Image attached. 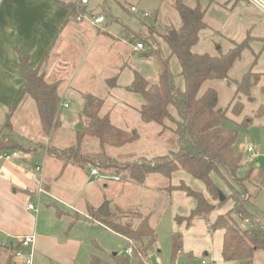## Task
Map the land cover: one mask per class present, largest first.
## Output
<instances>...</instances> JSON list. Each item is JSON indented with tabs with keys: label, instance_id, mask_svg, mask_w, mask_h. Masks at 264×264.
I'll list each match as a JSON object with an SVG mask.
<instances>
[{
	"label": "crops",
	"instance_id": "1",
	"mask_svg": "<svg viewBox=\"0 0 264 264\" xmlns=\"http://www.w3.org/2000/svg\"><path fill=\"white\" fill-rule=\"evenodd\" d=\"M108 1L101 0L99 2V0H96L92 2L89 0V4L82 7L81 10L87 16H104V22L93 26L89 19L82 21L75 19L77 0H0V121L3 118L6 121V118L10 116L11 127L8 131L13 128L11 120H13L14 114L21 112L24 105L31 99L33 102L32 111L34 116L37 117L36 126L39 128L41 136L44 135L38 119L35 101L30 96L23 94L25 81L21 75L17 55L19 50L27 54L29 68L38 69L46 82H59L61 97L59 119L64 108L63 104L67 103L66 99L74 98L78 100L80 103L79 113L83 115L84 106L88 104V100L93 96L94 98L100 97L102 100L103 106L100 108V114L109 116L111 122L117 127L132 131L126 127L128 125L133 127L140 121L143 126H150L153 123H145L140 119L138 109L143 100L139 94L127 91L126 87L132 82L134 72L141 74L149 84L158 82L159 72L155 65L149 64L138 57L137 54L140 51L136 49V44L140 41L136 42L134 39L138 32H135L130 26L115 17L110 7L106 9L109 15L104 12V7ZM112 1L119 5L126 1L129 2V0ZM171 1L173 5V0ZM189 1L192 3L191 6L196 3V0ZM199 2L202 7L206 8L203 17L205 27L198 32V41L192 46L193 52L209 55H219L221 52H226L233 47L232 45L239 43L234 41L233 38L238 37L240 31H242L244 37L242 41H247V46L243 50L244 52L248 49V62L244 71L256 74L257 82L251 89V98H241L243 103L242 117L252 116L255 109L264 103V13L246 0H199ZM132 6L135 5L130 4V10ZM213 8L221 9L228 15L237 9L241 13H248V16L243 15L244 22L240 25L234 23V17L227 18L228 15H226L227 30L222 32L218 30L221 23L219 24L214 16V13L219 12L216 9L213 10ZM136 10L137 8L134 11ZM157 12H155L156 15ZM150 15L147 14L148 17ZM131 33H133V36H130ZM233 65L231 68H233ZM231 68L226 78L214 82L210 81L206 87V89L211 87L217 91L218 107L219 90L217 86L220 82H225L227 85L234 84L233 94L230 93L229 98V104H232L237 82L240 78H231ZM245 72H242V75ZM113 77L116 78L115 85L110 86L108 80ZM177 87L183 89V78ZM228 107L230 105L226 108ZM33 119L35 118L33 117ZM114 120L117 121V124L114 123ZM253 122L256 126L264 127L260 118H254ZM3 124L1 125L0 122V132H3L1 130ZM159 127L157 125L156 127H147V129L161 134L163 132ZM132 132L136 131L133 130ZM3 133L9 134L8 132ZM253 147L254 151H258L261 145ZM32 152L35 151L16 152L15 156L0 159V246L3 247L0 261L5 262L9 253L8 250L12 249L10 264H21V260L18 263L13 254L14 250L20 246L17 237L34 235L32 257L34 250V254L38 257L37 261L44 260L45 264H74L79 246L75 236L67 234V232L62 233L63 230L60 227L55 232L50 227L42 228L38 223V219L36 221V218L33 217L34 214L37 215L42 195L53 199H57V196L51 192L52 185L45 182L44 161L42 160L40 166H36V168L40 167L38 173L31 167L30 156ZM234 152L238 153L237 151ZM243 155L245 157V154ZM257 155L255 153L254 156L257 157ZM71 164L68 163L64 166V163H61L60 173ZM261 165V162L253 164L252 160H248L250 175L244 183L249 199L248 209L255 217L258 211L264 213V170L261 169ZM75 166L80 168L78 165ZM93 167L104 173L109 171L98 166ZM238 170L240 172L242 169ZM245 170L247 171L246 168ZM244 171L242 174L246 172ZM112 174L114 175V173ZM114 176L116 177V175ZM149 176L153 179L154 175H147L144 183L147 184V181L150 180H147ZM212 178L214 180L215 176L213 175ZM167 179L169 184L163 187L162 183L160 187L166 188L170 199L171 237L174 234H181L182 236L178 256H188L190 254L192 258L196 254V259H202L199 256L201 254L206 256L209 261L219 259L220 264H225L221 256L224 232L221 229L211 231L209 225L217 215L231 209V203L227 208L223 206L220 207V210L216 208L207 220L195 219L190 226H186L185 223H177L175 221L176 217L187 216L195 208L196 200L185 192L170 187L174 188L184 183L192 190L202 193L207 199L210 200L211 197L201 181L183 170L174 171ZM214 182L217 184L216 180ZM150 184H147V189L151 191L150 186L152 185ZM153 190L158 189L154 187ZM29 197L35 198L36 203L28 201ZM29 204L32 205V209L28 207ZM57 213L60 215L59 212ZM94 213H97V211L93 210L92 215ZM150 215L151 213H148L145 217L149 220ZM88 216L91 217L89 214ZM91 219L112 234L125 238L105 226L95 216ZM245 222L247 223V220ZM59 236L62 237L61 240ZM60 241L66 243L59 245ZM127 241L130 243V240L127 239ZM66 246L71 248V256L53 250L56 247L64 249ZM29 250L31 249L24 248L26 252H29Z\"/></svg>",
	"mask_w": 264,
	"mask_h": 264
},
{
	"label": "trees",
	"instance_id": "2",
	"mask_svg": "<svg viewBox=\"0 0 264 264\" xmlns=\"http://www.w3.org/2000/svg\"><path fill=\"white\" fill-rule=\"evenodd\" d=\"M180 23L178 26H166L159 37L167 44L171 55H174L180 65V75L183 78V89L178 88L171 76L168 60H161L159 80L156 84H149L138 72H134L132 82L126 87L127 91L137 93L143 102L138 109L140 119L145 123H156L161 132L169 130L176 135L177 150L168 155L152 158L139 157L126 163L116 162L106 151V146L121 147L138 138L136 132L127 131L114 125L109 116L99 114L100 103L86 104L83 115L87 119L86 128L76 132V141L68 147H58L48 144L45 148L48 154L63 160L64 166L68 163L80 167L98 166L103 170H109L117 176L121 171H126L131 181L143 184L147 175L160 174L169 177L176 170H183L195 179L201 181L206 192L212 196L218 193V205L210 203L202 193L192 190L181 183L172 189L185 192L196 200V206L184 217H176L177 223H185L190 226L195 219L207 220L209 215L228 199L234 200V204L224 214H219L209 225L211 231L223 230V243L221 256L225 264H253L254 252L264 249V226L250 213L243 201H239L242 195L240 191L229 195L223 201L219 200V187L215 185L213 175L220 174L221 170L231 177H236V171L241 166L242 156L235 153L233 145L238 137L237 130L222 128L221 122L228 119V108L221 109L217 106L218 94L214 88L205 89L200 95L201 86L208 80H221L227 77L234 62L240 58L247 46V41L235 43L233 47L219 55L198 54L192 51L198 41V32L205 27L203 20L206 8L202 7L199 0L194 6L187 5L184 0H173ZM142 46L147 43L141 39ZM150 48L145 56L152 54ZM18 60L21 75L25 81L23 94L30 96L37 109L38 119L42 132L50 135L60 125V93L59 82H46L38 69L28 66L27 54L18 51ZM115 77L108 80V84L115 85ZM257 82V75L249 71L245 72L237 82L235 95L232 102L239 103L238 110L232 104L231 113L238 116L243 110L242 97L251 98V89ZM240 121V125L248 126L254 118L262 119L264 124V103L260 104L252 116ZM10 116L6 118L4 128H10ZM85 135L95 138L100 150L96 152L82 151L81 141ZM26 145L13 137L0 133V155L11 152H30ZM89 168H87L88 170ZM249 170L242 175L243 180L249 177ZM243 193L246 192L242 185ZM234 214L240 221H248L247 226L240 227L239 221H235ZM93 216L111 230L119 233L131 241V247L135 255L139 257L135 261L128 256H120L114 253L112 262L91 256L90 264H148V249L154 244L157 234L147 217H143L137 224L121 222L114 213L101 216L94 213ZM238 222V223H237ZM244 223V222H243ZM181 234H174L170 244V262L176 264L181 248ZM7 250V249H6ZM5 262L10 264L11 251ZM3 247L0 246V255ZM7 251V252H8ZM150 264V263H149ZM207 264H214L208 262Z\"/></svg>",
	"mask_w": 264,
	"mask_h": 264
},
{
	"label": "rangeland",
	"instance_id": "3",
	"mask_svg": "<svg viewBox=\"0 0 264 264\" xmlns=\"http://www.w3.org/2000/svg\"><path fill=\"white\" fill-rule=\"evenodd\" d=\"M92 2L96 0H91ZM201 1V0H200ZM101 2V0H99ZM187 5H190L189 0H184ZM130 4H134L137 8L136 11L130 10ZM248 6V5H247ZM110 7L112 14L118 17L121 22L130 26L132 30L138 32L137 36H134L135 41H141L144 39L147 43H144L143 49H139L138 57L147 61L149 64L155 65L158 72L161 68V60L167 59L171 76L173 77L174 84L179 86L182 76L179 74V64L174 55H171L170 49L167 44L159 37L164 32L166 26L169 25L178 26L180 23L179 16L172 5L171 0H129L124 2L122 5L109 0L104 7V12ZM126 8V9H124ZM216 8H213L215 10ZM248 10V8H246ZM157 12V15L155 12ZM219 13H214L222 32L227 29V23L225 24V14L223 10L216 9ZM151 14L149 17L145 14ZM212 13V12H211ZM243 15L248 16V13H241L235 9L232 14L228 17H234V23L242 25L244 22ZM247 19V18H245ZM233 21V20H232ZM235 25V24H234ZM247 27V24H245ZM248 28V27H247ZM140 31V32H139ZM207 31V30H206ZM209 33V32H205ZM135 35V33H134ZM130 36H133L131 33ZM242 31L238 34V37L233 38L236 42L243 40ZM233 46V45H232ZM152 49L153 53L145 56L144 53L148 49ZM225 52V51H224ZM221 52V53H224ZM220 54V53H219ZM248 62V49L243 52L241 57L234 62L233 68H231V78H241L242 72H245L246 64ZM215 80L206 81L199 90V95L206 89L209 82ZM218 83V82H216ZM234 84H225V82L218 83L217 89L219 90V107H228V119L221 122V127L224 129H235L237 130L238 137L233 145L234 151H237L242 156V165L239 170L236 171V177H231L228 173L221 170L220 174L214 175L219 187V192L228 197L234 195L235 192L240 191L241 196L238 199L240 202L243 201L245 208L248 209V193H243L242 185H245V181L242 178V172L244 169H248V160L244 157L246 155L245 149L248 143L255 145H261L259 150L254 152L257 155L251 158L252 163L261 162V169L264 170V127L255 125V122L248 126L240 125V121L246 117H242V112L236 116L231 113L232 104H229V98L233 94ZM231 93V95H230ZM29 101V100H28ZM69 108L64 107L60 115V125L50 135L43 133L41 136L37 125V117L34 116L32 111L33 102L30 101L24 105L21 112H16L13 116L12 130L8 131V128H4L5 118L1 119V130L7 135H11L17 140L23 141L31 151V167L36 170V166H40L43 162L45 169V182L52 185L51 192L57 196V199L50 198L42 195V198L38 205L37 215H33L38 219V223L42 228H53L54 232L58 227L62 228V233L71 234L78 240L79 246L77 249L76 257L74 258V264H90L91 256H96L101 259L112 262L111 256L116 253L120 256H127L125 250L130 246L127 239L120 236H116L111 232L107 231L103 226L96 224L91 219L93 217L92 211L98 210L104 204L108 205L110 212L113 211L116 220L121 222H131L137 224L145 215L151 213L149 216L150 224L154 227L157 238L156 243L148 249L147 255L150 264H169L170 262V244H171V208L169 206V197L166 192V188L160 187L163 183V187H166L169 182L167 177H163L159 174H153L149 176L147 184H150L151 191L148 188L146 182L138 184L131 181L126 171H121L117 174L116 178L112 174V171L104 173L100 170L97 171L96 175L90 174V170L93 166H89V171L86 167L68 165L60 173V165L63 160L52 156L45 152V148L48 144L57 145L58 147H68L75 143L76 132L83 131L87 125V119L79 113L80 103L74 98L66 99ZM92 103H100L101 98L90 97ZM103 104V103H101ZM229 104V105H228ZM236 106L235 111L238 110L239 103H234ZM103 105H101L102 107ZM119 106V105H117ZM85 107V106H84ZM100 107V108H101ZM100 114V111H99ZM30 117V118H29ZM33 117L35 119H33ZM29 118V119H28ZM27 122V123H26ZM117 124V121L114 120ZM25 124V125H24ZM81 126L80 129L78 127ZM157 126L156 123H151L150 126H143L140 121L133 127H126L129 130H134L139 135V138L131 143H128L121 147L106 146L107 153L115 159L116 162L126 163L134 161L139 157L152 158L156 156L168 155L172 151L177 150L176 135L174 132L165 130L159 134L147 129V127ZM11 127V126H10ZM159 127V126H158ZM160 128V127H159ZM10 129V128H9ZM46 135V136H45ZM82 151L93 152L100 150L98 141L85 135L81 141ZM259 152V153H258ZM260 154V155H259ZM43 160V161H42ZM60 163V164H59ZM77 169V170H75ZM246 171V170H245ZM244 171V172H245ZM39 171H37L38 173ZM88 173V174H87ZM241 173V174H239ZM105 184V186H103ZM157 187L158 190H153ZM218 193L216 192L210 200V203L218 205ZM28 201L36 203L35 198H28ZM234 204V200L228 199L220 207H228L229 204ZM88 205V206H87ZM71 206V208H70ZM86 206V207H85ZM60 215H58V213ZM225 211L224 213H226ZM34 213V212H32ZM222 213V214H224ZM251 213V212H250ZM88 214L91 216L89 217ZM234 220L239 221L240 227H245L248 224L245 221H240L234 214H231ZM256 219L264 226V213L258 211L256 213ZM248 222V221H247ZM238 223V222H237ZM45 230V229H44ZM60 240L62 239L61 236ZM66 242H59V245H63ZM54 251L60 254L72 255L70 247L60 249L56 247ZM203 254V253H202ZM208 262L214 264H220L219 259L215 261H209L206 256L199 255ZM196 254L192 257L193 261L196 259ZM198 257V258H200ZM16 261L20 263V259L15 257ZM37 255L34 254L32 257V264H45L44 260L37 261ZM136 259V258H135ZM253 264H264V249H259L254 252Z\"/></svg>",
	"mask_w": 264,
	"mask_h": 264
},
{
	"label": "built area",
	"instance_id": "4",
	"mask_svg": "<svg viewBox=\"0 0 264 264\" xmlns=\"http://www.w3.org/2000/svg\"><path fill=\"white\" fill-rule=\"evenodd\" d=\"M246 1L264 13V0H246ZM88 4H89V0H77V11H76L75 19L77 21L89 19L90 23L93 26H96L97 24L104 22L105 19H104L103 15H95V16L88 15L87 16L81 10L82 7H85ZM135 9L136 8L134 6L131 7L132 11H134ZM145 16H147V14H145ZM136 49H138V50L143 49V46L140 42L136 44ZM63 106L68 107V104L64 103ZM16 154H17L16 152L2 153L0 155V159L8 158L10 156H15ZM254 155H255L254 147L251 144H248L246 146L245 158L250 161L251 158L254 157ZM36 170L39 171L40 167H37ZM97 171H98V168L93 167L90 170V174L96 175ZM114 178H116V177H114ZM28 207L30 209L33 208L31 204H29ZM17 238L19 240L20 246L14 250V252H13L14 256L21 260V264H32V245L34 243V235H24V236H19ZM24 248H29L31 250H29V252H26V251H24ZM125 253L129 258H132L135 261L139 260V257L137 255H135L133 250H132L131 241H130V246L125 250ZM207 263H208V261L202 258L196 262L191 261V262L186 263V264H207Z\"/></svg>",
	"mask_w": 264,
	"mask_h": 264
},
{
	"label": "water",
	"instance_id": "5",
	"mask_svg": "<svg viewBox=\"0 0 264 264\" xmlns=\"http://www.w3.org/2000/svg\"><path fill=\"white\" fill-rule=\"evenodd\" d=\"M91 104L90 99L88 100V105ZM81 126L78 127L80 129ZM225 199V196L222 193H219V200L223 201ZM98 214L101 216H108L110 214V211L108 209V205L104 204L100 209L97 210ZM191 255L189 254L188 256H178L176 260V264H186L192 261V258L190 257Z\"/></svg>",
	"mask_w": 264,
	"mask_h": 264
}]
</instances>
